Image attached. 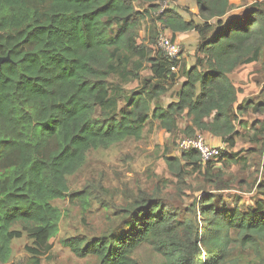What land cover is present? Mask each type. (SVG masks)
I'll list each match as a JSON object with an SVG mask.
<instances>
[{
  "label": "trees",
  "instance_id": "16d2710c",
  "mask_svg": "<svg viewBox=\"0 0 264 264\" xmlns=\"http://www.w3.org/2000/svg\"><path fill=\"white\" fill-rule=\"evenodd\" d=\"M193 1L200 24L167 7L177 0H0V58L8 57L0 65V263L7 264L11 243L24 235L33 264L50 252L61 220L53 202L88 205L89 193H69L68 177L90 150L138 139L150 121L173 133L184 118L185 138L207 133L220 139L225 148L215 161L204 163L189 151L165 163L181 181L202 172L209 191L229 189L213 167L243 161L227 152L240 135L237 127L247 129L241 115L264 117V104L238 102L234 79L246 65L264 69V1L232 16L229 0ZM145 24L149 40L139 44ZM164 31L171 41L179 33L197 34L191 66L156 48ZM146 67L150 75L143 77ZM181 79L176 101L164 107L161 97ZM133 82L139 88L127 90ZM258 124L251 141L262 138L264 154V118ZM254 185L260 195L254 205L237 198L229 211L218 210L202 189L197 227L191 215L142 195L99 237L61 244L97 264H137L132 256L143 244L164 264H233V235L244 246L264 238V179Z\"/></svg>",
  "mask_w": 264,
  "mask_h": 264
},
{
  "label": "rangeland",
  "instance_id": "374dc122",
  "mask_svg": "<svg viewBox=\"0 0 264 264\" xmlns=\"http://www.w3.org/2000/svg\"><path fill=\"white\" fill-rule=\"evenodd\" d=\"M190 3L189 0H177L167 7L184 11L183 9L189 10ZM243 3H246V0H243ZM238 7H233L229 15L239 14L243 8ZM150 29L149 24H145L140 29L139 44L148 42ZM161 35L168 37L165 31ZM178 45L181 49V61L184 59L186 66H191L194 63L193 52L181 44ZM149 75L150 71L146 67L141 76ZM234 76L235 86L239 91L238 102L250 99L254 103L264 104V69H260L259 63L237 69ZM180 83L181 80L161 97V104L164 107L176 101L175 93ZM138 88L136 82L126 87L131 91ZM239 118L247 129L237 127L240 135L235 139L234 148L227 152L238 153L243 161L239 164L217 163L213 167L214 171L218 168L222 172V178L229 181L228 190L209 191L210 187L203 180L202 172L186 177L183 181L170 175L165 158L182 154L179 151V144L185 138L181 131L185 125L184 118L178 121V130L173 133H166L157 122L150 121L144 126L138 139L128 138L108 148L90 150L81 168L68 177L69 193L82 191L89 193L88 205L85 206L69 198L53 202L61 213L57 242L50 252L39 257L35 262L37 264H97L94 257L83 259L76 257L61 244V241L66 238L91 240L99 237L110 227L119 224V218L123 215L119 212L120 209L142 195L156 197L164 205L176 208L184 215H191L196 227L200 223L196 203L202 189L214 196L212 203L218 210H232L237 198L238 203L247 207L253 206L260 198L254 183L264 179L262 167L264 154L261 144L263 139L251 141V136L255 131L253 129L264 117L249 113ZM219 147L225 148L222 143ZM194 204L196 209L192 208ZM232 238L236 241L231 246L230 259L233 260V264H264V238L258 240L254 246L241 245L235 235ZM30 244L25 235L14 240L11 243V256L7 264H33L34 261L24 249ZM132 257L137 264H164L163 256L150 244L140 246Z\"/></svg>",
  "mask_w": 264,
  "mask_h": 264
},
{
  "label": "built area",
  "instance_id": "2783aa9c",
  "mask_svg": "<svg viewBox=\"0 0 264 264\" xmlns=\"http://www.w3.org/2000/svg\"><path fill=\"white\" fill-rule=\"evenodd\" d=\"M156 46L169 60L180 59V46L176 42L171 41L170 38L160 34L157 37ZM179 151L180 153L195 151L205 163L216 160L220 154L221 148L209 145L203 135L197 134L194 137L184 138L179 144Z\"/></svg>",
  "mask_w": 264,
  "mask_h": 264
},
{
  "label": "crops",
  "instance_id": "0c3cea01",
  "mask_svg": "<svg viewBox=\"0 0 264 264\" xmlns=\"http://www.w3.org/2000/svg\"><path fill=\"white\" fill-rule=\"evenodd\" d=\"M189 1L191 2L190 6H189V10L183 9L184 11H179L178 8H174L173 10H175L178 14H180V16L185 21H193L196 24H200L201 20L198 17V10L196 8V4L193 0H189ZM255 1L261 2L264 0H246V3H243V0H229V3L232 7L239 8L238 6H240V7L244 8V6H247V5H249ZM165 34H166V36H168V38H171V32L165 31ZM197 38H198V36L194 31H188L185 33H179V34L175 35V37L173 38V41L177 42L178 44L185 46V48L191 50V52H194L196 45H197ZM183 61H184V59H183ZM185 65H186V63H185ZM182 81L183 80L181 79V83H182ZM181 83H180V85H181ZM204 137H205L206 141L209 143V145L219 146L221 144L220 139L214 138L207 133L204 134Z\"/></svg>",
  "mask_w": 264,
  "mask_h": 264
},
{
  "label": "water",
  "instance_id": "95a60500",
  "mask_svg": "<svg viewBox=\"0 0 264 264\" xmlns=\"http://www.w3.org/2000/svg\"><path fill=\"white\" fill-rule=\"evenodd\" d=\"M5 61H8V57H6V58H0V65H1L2 63H4Z\"/></svg>",
  "mask_w": 264,
  "mask_h": 264
},
{
  "label": "clouds",
  "instance_id": "9594fccd",
  "mask_svg": "<svg viewBox=\"0 0 264 264\" xmlns=\"http://www.w3.org/2000/svg\"><path fill=\"white\" fill-rule=\"evenodd\" d=\"M203 135H204V134H203ZM193 137H194V136H193ZM211 146H212V145H211ZM216 147H219V146H216ZM217 158H218V157H217ZM217 158H216V159H217ZM214 161H215V160H214Z\"/></svg>",
  "mask_w": 264,
  "mask_h": 264
}]
</instances>
